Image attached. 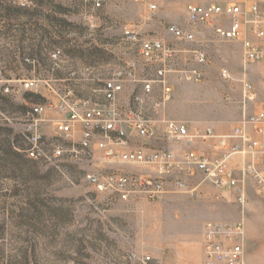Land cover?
I'll return each instance as SVG.
<instances>
[{"label": "rangeland", "instance_id": "1", "mask_svg": "<svg viewBox=\"0 0 264 264\" xmlns=\"http://www.w3.org/2000/svg\"><path fill=\"white\" fill-rule=\"evenodd\" d=\"M23 1L25 7L19 0H0V86L18 88L23 80H38L40 87L0 95V264H138L132 255H150L159 264H195L201 262L206 223L240 221L246 225L249 264H264V199L252 190L245 213L228 190L209 184L192 194L169 183L156 201L116 202L100 197L84 175L121 167L52 158L56 137L51 123L45 129L50 160H34L25 152L31 147L28 125L37 119L34 107L56 102L69 90L75 99L101 100L112 79L125 81L128 103L141 93L142 82L154 80L159 66L142 58L140 40H162L174 49L170 66L176 72L168 75L170 100L158 107L156 88L144 110L160 140L132 137L129 146L176 148L162 139L165 121L190 130L209 126L217 133L222 126L229 133L243 114V80L256 89L257 99L250 103L254 109L264 104V58L246 64L241 43L221 41L210 26L190 23L187 7L234 0H119L99 11L86 0ZM170 24L193 31L196 41L176 40L168 32ZM126 28L139 42L126 40ZM56 50L63 54L54 61ZM195 51L206 54L205 63L197 61ZM130 64H135L133 77L119 76L129 72ZM191 69L204 73L202 82L181 79L179 71Z\"/></svg>", "mask_w": 264, "mask_h": 264}, {"label": "built area", "instance_id": "2", "mask_svg": "<svg viewBox=\"0 0 264 264\" xmlns=\"http://www.w3.org/2000/svg\"><path fill=\"white\" fill-rule=\"evenodd\" d=\"M118 1L86 0L95 11ZM19 4L25 7L27 2L19 0ZM149 8L157 10V5L150 4ZM187 16L192 24L210 26L219 40L241 43L246 64L264 58V5L247 0L191 4L187 7ZM168 32L181 42L196 41L193 31L177 24H170ZM124 35L131 43L139 42L135 32L129 28L125 29ZM139 43L142 58L159 66L154 80L142 82L141 93L125 104L117 97L124 90L125 81L112 79L105 84L104 101L75 99L69 90L56 102L34 107L31 113L37 119L32 120L27 128L31 147L25 151L26 154L34 160H50L45 150V126L51 123L56 137L51 145L52 158L90 164L99 161L121 167L107 173L89 172L84 175V181L103 199L127 203L143 198L152 202L167 193L169 183L180 192L192 194L203 184H209L217 190H228L245 213L251 190L264 199V104L249 113V104L257 99L254 85L247 79L242 81L243 114L229 133H217L209 126L190 130L184 123L165 121L162 139L175 144L176 148H131L129 141L132 137L160 140L158 130L144 110L156 88L161 100L158 107L170 100L168 75L176 72L170 66L175 50L164 41L140 40ZM194 53L199 63L206 62L203 51ZM62 54L61 50H56L51 57L57 61ZM128 69L129 72L119 76L133 77L135 64H130ZM179 74L188 82L200 83L204 79V73L199 69L179 71ZM222 76L229 79L230 73L223 70ZM39 87L38 80H23L18 88L0 86V95H18ZM52 113L64 114L65 117L49 119L48 114ZM76 123L82 125L78 141L73 138ZM97 152L101 155L97 156ZM134 166L142 171L126 172L128 167ZM196 179L199 183L192 187L191 183ZM246 244L244 221L234 224L208 222L203 227L202 264H247ZM130 260L138 264H159L150 255H132Z\"/></svg>", "mask_w": 264, "mask_h": 264}, {"label": "crops", "instance_id": "3", "mask_svg": "<svg viewBox=\"0 0 264 264\" xmlns=\"http://www.w3.org/2000/svg\"><path fill=\"white\" fill-rule=\"evenodd\" d=\"M248 1V0H247ZM250 1H253V2H260V3H264V0H250ZM118 96H119V98L121 99V97L122 96H124V93L123 92H121V93H119L118 94ZM126 96H124V97H122V98H125ZM88 99H92V98H88ZM92 100H94V99H92ZM122 100V99H121ZM96 101H104V96L101 98V100H96ZM123 101V103H128V101H129V99H128V97L127 98H125V99H123L122 100ZM248 108H249V113H252L253 111H255L256 109H254V106L252 105V104H249V106H248ZM53 115H49L48 116V118L49 119H53L54 117H52ZM58 117H60L61 119L62 118H64V117H62L61 116V114H58L57 115V117H55V118H58ZM241 117V116H240ZM59 118V119H60ZM240 119V118H239ZM48 125H50V123H47L46 124V126L48 127ZM46 126H45V129H46ZM52 126V125H51ZM81 130H82V125L80 124V123H76L75 125H74V136H73V138L76 140V141H78V140H80V138H81ZM218 131L221 133V134H224L223 132L225 131V128H223L222 126L221 127H219V129H218ZM217 132V131H216ZM218 132V133H219ZM230 132V131H229ZM228 133V132H227ZM202 261H203V254H202V251H201V262L199 261V263H198V260L196 261V263L195 264H202ZM249 254H248V251H247V264H249Z\"/></svg>", "mask_w": 264, "mask_h": 264}]
</instances>
